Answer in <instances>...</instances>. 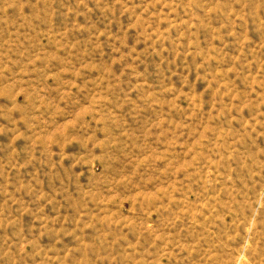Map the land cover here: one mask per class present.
<instances>
[{
    "label": "rangeland",
    "instance_id": "374dc122",
    "mask_svg": "<svg viewBox=\"0 0 264 264\" xmlns=\"http://www.w3.org/2000/svg\"><path fill=\"white\" fill-rule=\"evenodd\" d=\"M0 264H264V0H0Z\"/></svg>",
    "mask_w": 264,
    "mask_h": 264
}]
</instances>
